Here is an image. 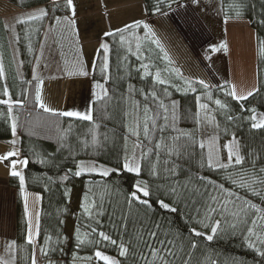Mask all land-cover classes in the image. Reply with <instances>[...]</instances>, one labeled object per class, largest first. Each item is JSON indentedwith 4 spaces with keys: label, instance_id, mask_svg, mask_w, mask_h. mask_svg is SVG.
Instances as JSON below:
<instances>
[{
    "label": "trees",
    "instance_id": "1",
    "mask_svg": "<svg viewBox=\"0 0 264 264\" xmlns=\"http://www.w3.org/2000/svg\"><path fill=\"white\" fill-rule=\"evenodd\" d=\"M20 10H27L38 6L47 9L49 15L42 20L34 21L23 25L19 33V42H17L20 57V73H17L11 65L9 56L7 64L3 59L5 67V76L0 78V99L3 86L7 84L13 99L21 98V93L25 89L28 90V99L23 108L14 106V114L18 116V128L16 136V145L21 158H27V166L22 167L21 172L25 176V191L35 192L39 194V222L40 232L36 238L37 264H48L52 260L54 264H73V253L80 259L76 264H103L94 257L96 246L85 244L77 247L75 240V229L81 227L82 233L86 231L83 226L89 221L83 213L81 204L86 193L89 195L90 201L95 199L99 201L100 194L104 193V215L99 217L101 221L98 230L105 231L110 234L113 239H117L118 243L123 240L126 244L131 243L130 253L126 257L119 256L117 246L107 244L100 246L106 255L121 261V264H144L140 258L141 254L147 256L149 249L145 244L137 239V233H143L144 241L149 244L157 245L155 240L149 238L147 233L155 229V225L159 224L158 238L164 239L167 234L169 239L175 241L177 248L183 247L186 251L189 249L190 243L195 240L198 248L194 252L193 264H264V257H260L254 249L247 246L243 239V225L237 229L230 228L227 224L222 223V230L214 236L212 241H207L204 237H195L191 230L195 228L205 234H211L210 227L205 228L200 221L204 220V200L206 196H202L195 191L182 190L179 199L171 197L168 194V188L175 181H179L181 185L189 183V189L200 188L203 185L196 180V177L205 176L217 183H224L226 188L232 185L224 180V173L221 171H212L206 166L201 167L202 150L198 144L201 140L207 141L210 135H217V146L221 149V159L226 161L227 152L223 149V145L232 139L233 134L236 136L241 146V154L248 156L249 159H255L257 167L264 166V130H254L250 127V121L247 119L251 112V108H255L256 112L264 113V60L259 55V41L264 40V0H219L220 13L225 19L227 15L229 19H245L253 28L256 38V70H257V87L258 90L248 100L237 102L231 97L226 96L219 86L229 85V83H219L212 85L209 90L203 89L198 84L197 92L190 90L176 91L175 88L168 85L161 86L156 84L155 90L162 92L163 87H169L171 93L170 99H165V103L170 104V100L178 102L176 114V127L191 132L194 135L196 145L190 147L180 157L173 156L172 162L178 164V175L170 176L164 172V168L170 167L171 164L165 165L164 161L169 158L162 151L161 163L157 166L160 172L159 176L149 175V164L147 161L143 164L141 177L150 184L152 195V208L146 209L144 206L133 205L131 210L125 203V197L130 193L133 184L137 179L134 174H129L122 169L121 162L125 155V141L123 137L127 135V126L133 123L135 113L134 105L139 103L141 111L144 105V92L153 90L154 81L152 77H144L141 79L142 71H136L141 61L135 56L127 52L128 43L121 44L119 34L115 37L104 36L101 43H108L110 46L109 53V72L110 79L105 82L100 73V66L103 61V52L100 50V44L94 59L91 72L92 79V98L90 110L93 115V122L98 125L95 132L101 146L93 148L91 146L92 134L89 131L93 127V122L81 121L77 118L58 117L50 113H44L34 104L35 88L38 81H32V66L35 61V51L39 45L41 30L45 23L56 24L55 17L69 15V9L66 7V0H57L59 7L54 6L51 0H6ZM193 0H142L145 10V18L155 17L177 4L191 3ZM171 4V7H169ZM159 6L160 11L156 12L155 7ZM237 11L240 15L237 16ZM63 22L58 25L59 38L57 41V53L59 57L63 54H71L70 60L75 63L80 59L78 49L71 27L67 25V29L63 27ZM62 28V30H61ZM61 30V31H60ZM1 35H4V27L0 20ZM132 31L138 32V36H144V29L130 30L125 33L126 40L131 42V47L135 51V37ZM5 38L4 42L6 43ZM72 45L69 50V46ZM31 47V51H29ZM5 49H7L5 45ZM142 50L144 51V63H150V71L153 73L158 68L162 71V77L167 78L171 84L183 86V80L177 78L174 73L164 72L163 69L173 67L169 61L163 59L164 53L150 40L142 42ZM127 56V60L124 57ZM37 60V59H36ZM60 61V60H59ZM22 62V63H21ZM154 65V67H152ZM44 75H49L48 73ZM65 77L75 76L68 73L63 74ZM32 81L31 84L25 83ZM99 82L109 92V97L102 102L96 101V94H102L101 89L95 87ZM129 85L135 89L129 93ZM212 92L213 100L211 101L212 114L215 115V123L219 124V128L214 129L205 134L200 135L199 125L195 123V113L197 112L196 97L199 93ZM215 99H220L222 103L228 105V109L219 110L214 104ZM243 105V107H241ZM131 113L132 115H126ZM224 113L233 115L235 120L229 121ZM11 120L7 116V106L0 105V140L10 141L13 139L11 133ZM57 125L59 127H57ZM69 125L72 126L70 132H66ZM169 129L165 133V137L176 135ZM107 136V140L104 137ZM187 138H182L180 143H184ZM87 140L89 147L85 148L84 141ZM170 143V141H168ZM145 147H151L147 141H143ZM134 139L127 141V150L130 155L133 151ZM138 156L140 155V149ZM249 154H254L249 155ZM206 155V149L204 151ZM11 159V158H10ZM149 159L155 162V155H150ZM80 161H89L100 165H106L109 168H120V171L110 174L108 177H101L98 174H83L75 177L72 173L77 170V164ZM247 166V165H246ZM68 175L67 180L61 177ZM7 184L15 190V249L14 255L4 258L12 260V264H31L32 245L27 243L26 239V219L23 209L22 199L20 195L19 178L9 175ZM91 189V191H89ZM211 191V189H209ZM242 196L247 195L254 203L260 204L257 197L251 196L250 193H240ZM162 199L170 205L177 207V212L172 213L164 210L156 202ZM196 203L193 204L192 201ZM76 202V203H75ZM261 206H264L262 204ZM200 208L199 215L195 209ZM122 216H127L126 230L121 227ZM219 218L213 216L212 220L204 221V223L212 224L214 220ZM230 219V218H229ZM67 224L71 227V233L68 234ZM93 226H96L93 224ZM51 237L49 241V255L45 257L40 252V247L44 245L46 237ZM52 249H57L52 251ZM59 249H63L60 251ZM183 255V254H181ZM93 257L91 261L86 257ZM14 257V260H13ZM186 258V257H185ZM175 264H181L180 260H176Z\"/></svg>",
    "mask_w": 264,
    "mask_h": 264
},
{
    "label": "snow or ice",
    "instance_id": "2",
    "mask_svg": "<svg viewBox=\"0 0 264 264\" xmlns=\"http://www.w3.org/2000/svg\"><path fill=\"white\" fill-rule=\"evenodd\" d=\"M54 6L59 7V4L56 3V0H53ZM195 2V0H194ZM159 4V0H158ZM66 7L72 11V17L75 16V6L73 0H66ZM171 7V4H169ZM161 9L159 6L155 7V11L159 12ZM49 15L47 9L41 8L38 11L28 15L24 19H20L18 23L27 24L32 21L42 20ZM237 16L240 15V12L237 11ZM69 16L55 17L56 24L59 25L62 22L69 25L74 26L76 21L74 18ZM229 17L226 15L224 22H228ZM264 23V20L261 21ZM144 29V36H138L132 31V35L135 36V51L131 47V42L126 40L125 33L130 32V30L136 29ZM119 34V40L121 44L128 43L129 47L127 48V52L131 55L135 56L138 61H141L139 68L136 69L138 73L142 71L141 79L144 77H152L154 81L153 90L150 92H144V90H140V93L144 95V105L141 111V106L139 103L134 105V113L135 117L133 119V123L127 126V135L123 137L125 141V155L123 156L121 166L122 169L129 173L134 174L137 178L135 183L133 184V190L127 194L125 197V203L128 206L129 210L136 206H144L146 209L152 208V201L150 197L152 195L150 184L147 180H144L141 177V173L143 171V164L145 161L149 164V175L159 176L160 172L158 171L157 166L161 163V152L163 151L168 160L164 161L165 165L171 164L170 167H165L164 172L168 173L170 176L178 175L177 169L179 167L178 164L172 162L171 158L173 156L180 157L185 152L188 151L190 147H194L196 145V141L193 133L185 131L183 129L177 128L175 125L177 123V106L178 102L175 100H170L169 103H165V99H170L171 93L169 92V87L175 88L176 91H184L187 93L189 90L193 93L197 92V87L194 84H198L205 90H209L212 85L206 83L204 80L192 81L185 79L183 74L181 73L179 68L171 67L163 69L164 72L174 73L175 76L181 80H183V86L178 84H171L167 78L162 77V71L160 69H156L153 73L150 71V63H144L145 59H148L144 56V51L142 50V42L150 40L152 44H155L160 48L161 52H164L163 48L160 46L159 40L152 39L155 36L153 29L150 25L142 20H136L131 24H126L122 28L115 29L114 31H109L105 33L106 36L115 37ZM17 42H19V36L16 37ZM220 49L227 50V44H221ZM218 48H213V51H219ZM100 50L103 52V61L100 66V73L104 78V81L107 82L110 79L109 72V53L110 46L108 43H101ZM29 51H31V47H29ZM259 55L262 60H264V40L259 41ZM127 60V56L124 57ZM163 59L169 61L168 54L164 52ZM22 63V62H21ZM37 67H39V58H37ZM154 67V65L152 66ZM81 75L88 76L90 73L85 67V63L83 59H79L77 64L75 65V69L72 72H69V75ZM5 76V67L2 61H0V78ZM32 81H38L35 88L34 95V104L36 107L41 109L44 113H50L54 116L58 117H69V118H77L81 121H89L93 122V115L91 110L86 113H81L78 111H62L57 112L56 110L48 107L44 100L42 99V91L41 85L43 84V80L36 74V70H33ZM32 81H26L25 83L31 84ZM169 87H163L162 92L158 93L155 90V85ZM95 87L97 89H101L102 94H96V101L102 102L106 98L109 97L108 90L104 87L103 84L97 82ZM222 88L226 96L231 97L233 100L237 102H242L248 100L249 97H252L255 92L258 90L248 91L246 94H238L235 88V85H224L219 86ZM135 91L132 85H129V93L131 94ZM2 95L4 98L0 99V105L7 106V116L11 120V133L12 136L15 137L18 128V116L14 114V106L23 108L25 106V102L28 99V90L25 89L21 93V98L13 99L10 94L9 87L7 84L3 86ZM206 98L208 101L213 100L212 92H206ZM214 104L218 106L219 110L228 109V105L226 103H222L220 99H215ZM196 105L198 111L195 113V123L197 125L203 126L207 125H215V128H219V124L215 123L216 117L212 114V110L209 107L208 103H202L201 97H196ZM243 107V105H241ZM203 110L204 115L201 116V111ZM248 111L251 112V115L247 118L250 121V127L254 130H264V113H257L255 108H251ZM226 115V119L229 121H233L236 119L233 115L224 113ZM126 115H132L131 113ZM57 127H59L57 125ZM96 125L93 122V127L89 130L92 134L91 138V146L93 148L101 146L100 141L97 139V135L95 132ZM72 126L69 125L66 132H70ZM171 129L172 132L177 133L176 135H171L169 137H165V133ZM132 138L134 139L133 151L131 154H128L127 150V141ZM182 138H187L184 143H180ZM107 140V136L104 137ZM143 141H147L148 145L151 147H145ZM170 141V143L168 142ZM218 136L213 134L210 135L207 141L201 140L198 144L199 148L202 150V163L201 167H207L212 171H221L224 173V180L229 182L232 187L226 188L224 183H217L214 180L209 179L205 176H197L196 180L199 181L203 185V190L200 188L189 189V180L188 183L181 185L179 181H175L168 188V194L171 197L179 199L182 195V190L187 191H195L202 196H206L204 200V204L202 207L204 208V220L200 221L204 224L205 228L210 227L211 234H205L204 232L198 231L195 228L191 230V233L195 237H204L207 241H212L214 236L218 234L219 231L222 230V223L227 224L232 229H237L240 225H243V239L247 243V246L251 249H254L255 252L260 256L264 257V166L257 167V163L255 159H249L248 156L241 154V146L236 136L233 134L232 139L228 141V143L223 145V149L227 152V159L223 161L221 159V149L217 146ZM12 144L16 143V140L13 139L11 141ZM85 148L89 147V143L87 140L84 141ZM135 149H140V155L137 156ZM206 149V155H204V151ZM150 155H155V162L149 159ZM253 155L254 154H249ZM12 157H17V159H11ZM19 151L14 150L8 152L5 156L0 157V161H9L11 166V175L13 177L19 178L20 191L23 195L25 192V176L21 171L17 169L18 164H22L27 166L28 160L27 158L18 159ZM247 165V166H246ZM120 171V168H108L104 165H97L96 163L86 164L84 161H80L77 164V170L72 173L71 169L69 172L75 177H80L83 174H98L101 177H108L110 174ZM63 180L68 179V175L61 177ZM211 189V191H209ZM91 191V189L89 190ZM243 192L245 194L250 193L251 196L257 197L260 200V204L254 203L252 199H249L247 195H241ZM160 207L169 212L175 213L177 212V207L170 205L162 199H158L156 201ZM193 204L196 203L195 200L192 201ZM81 208L83 209L84 215L87 217L89 221L92 223L85 224L83 227L87 229L82 233L81 227H77L75 229V240L77 242V247H82L85 244H91L96 246L94 257L98 261H102L103 264H121V261L115 259L109 255H106L102 250H100V246H106L107 244H111L117 246L119 249V256L126 257L130 253V248L133 246L131 243L126 244L123 240L119 243L117 239H113L112 236L105 231L98 230L101 221L99 220L100 216L104 215V193L100 194L99 201L92 199L90 201L88 193H86L83 197V202L81 204ZM196 213L199 215L200 208L195 209ZM25 214L28 215L27 208V198L25 197ZM213 216H218L219 218L214 220V223L208 224L204 223V221L212 220ZM230 218V219H229ZM127 216H122V224L121 227L126 230L127 228ZM95 224L96 226H93ZM160 228L159 224L155 225L156 230L149 231L147 235L150 239L155 240L157 245L149 244L147 241H144L143 233H137V239L145 244V246L149 249L148 255L145 256L141 254V259L144 264H175L176 260H180L181 264H193V256L195 250L198 248V244L193 240L189 249L186 251L183 247L177 248V245L174 240L169 239L167 234H165L164 239L158 238V230ZM40 232V222H39V214H37L36 224H35V233L33 232L32 223L29 221L28 231H27V243L32 245V256H31V264H37L36 260V238L39 236ZM52 238L46 237L44 245L40 247V252L47 257L49 255L48 244ZM10 249H15V242L9 245ZM57 249H52L55 251ZM63 251V249H59ZM183 254V255H181ZM186 257V258H185ZM80 258L73 253V264H76V261ZM88 261H91L93 257L89 256L85 258ZM14 260V257H13ZM0 264H12V260L0 258ZM48 264H54L52 260L48 261ZM211 264H216V261H211Z\"/></svg>",
    "mask_w": 264,
    "mask_h": 264
},
{
    "label": "crops",
    "instance_id": "3",
    "mask_svg": "<svg viewBox=\"0 0 264 264\" xmlns=\"http://www.w3.org/2000/svg\"><path fill=\"white\" fill-rule=\"evenodd\" d=\"M51 2H53V0H51ZM73 3L75 6V16L72 17L71 10H69L68 16L74 18L76 23L74 26L70 27L80 59H83L86 69L88 71L91 70L89 73L92 72L94 59L101 39L106 36L105 33L120 28V24H131L136 21L134 18H137V16H139L137 20L145 21L150 26L156 25V21L162 19L166 21L168 26L166 24L165 26L171 28L177 34L186 51L194 58H196L195 50L201 45L202 41L201 35L199 34L203 32L206 37H209L201 20L193 10V7L187 2L177 4L155 17L148 18V20L145 18L142 0H73ZM128 4H134L135 6L131 7ZM41 8L44 7L38 6L27 10H20L8 1L0 0V20L4 27V35L0 34V61L3 62L4 59V61L9 64L7 60L9 56L11 65L17 73H20L21 69L16 37L19 36L20 29L23 28L24 25L18 23V21ZM105 8H107L108 13L102 14V10ZM116 13H119V15L115 16ZM119 18L125 20L130 19L131 21H127V23H123L124 20L117 22ZM181 21L197 29V34L199 35L198 41H195L197 36L192 34L189 36V27L187 31L181 28ZM33 22L34 21L29 23ZM63 25V27L67 29V24L63 23ZM182 30H184V32H182ZM5 38L7 39L6 43L4 42ZM58 38V25L54 23H45L41 30L40 41L35 51V61L33 62L31 71L33 72L35 69L36 74L43 80V84L41 85L42 99L48 107L57 112L78 111L86 113L90 110L92 98L91 74H89V78L88 76L81 75L69 77L63 75L74 71L77 63L70 60L71 54L65 53L59 57L56 51ZM152 39L155 38L153 37ZM190 39L194 40L189 41ZM5 45L7 49H5ZM71 47L72 45L69 46V50ZM84 56H86V61ZM37 58H39V67H37ZM46 73L49 75H44ZM84 77H87V79H84ZM183 77L192 80V78L185 75H183ZM56 92L60 95L57 100L55 98ZM13 139L15 138L13 137ZM13 139L10 141L0 140V157L5 156L10 151L18 150L16 143H11ZM11 159H17V157H12ZM18 159L23 158L19 155ZM10 160L0 161V214L2 215L5 212V214H11L12 216V223H8L9 228L5 227L9 232L11 231V233H3L6 232L4 231V227L2 228L3 232L0 230V258L3 259L14 255V250L9 248V245L15 240V220L13 221V217L15 218V190L7 184V177L11 175ZM22 167V164L17 165L19 171H21ZM26 193L27 191L22 195L20 191L24 211V196ZM1 215L0 218H2ZM25 219L27 231L28 223L26 214Z\"/></svg>",
    "mask_w": 264,
    "mask_h": 264
},
{
    "label": "rangeland",
    "instance_id": "4",
    "mask_svg": "<svg viewBox=\"0 0 264 264\" xmlns=\"http://www.w3.org/2000/svg\"><path fill=\"white\" fill-rule=\"evenodd\" d=\"M190 4L209 35V37H206L203 32L199 34L201 35L202 41L200 40L201 45L197 47V50H195L196 58L191 56L186 51L177 34L171 28H167L165 26V24L168 26L166 21L162 19L156 21V25L150 26L155 33L154 38L159 40L160 46L168 54L171 64L174 67L179 68L183 75L192 78L193 81L202 79L210 85L229 83V85H235L238 94H246L248 91L255 90L257 87L256 38L255 32L249 25V22L245 19H228V22L225 23V19L222 18L220 13L219 0H195V2L193 0ZM128 5L131 7L135 6L134 4ZM107 13V8L102 10V14ZM117 15H119V13L115 14V16ZM134 19H139V16ZM122 20H124L123 23L131 21L130 19L125 20L123 18H119L117 22ZM181 24L182 27H180L184 30L186 29V31L189 27V36L191 34L195 35L197 36L195 41L199 40V35L197 34L198 31L196 28H194L192 25L188 26L187 23H182V21ZM120 25L121 26L119 27L122 28L125 24ZM184 30H182V32H184ZM135 34L137 35L138 32L135 31ZM193 40L190 39L189 41ZM225 43L227 44L226 51L224 49H220V45ZM213 48H218L220 50L213 51ZM84 57L86 61V56ZM90 71L91 70H89V72ZM84 79H87V77H84ZM59 96V93L56 92V100L59 98ZM197 96L201 97L202 103H208L210 109L212 110L213 104L211 101L207 100L205 93H199ZM200 111L201 116L203 117L204 112L203 110ZM213 129L214 124H205L203 126L199 125L200 135H205L211 132ZM137 153L138 150L136 151V154ZM84 162L86 164L91 163L89 161ZM104 166L108 167L106 165ZM25 197L27 198L28 208L27 223L29 224V221H31L33 232L35 233L36 215L39 211V194L27 191L26 195L24 196V201ZM1 217L0 230L3 232L2 228L4 227V231L6 232L3 233L7 234L9 231L5 227L9 228V224L12 223V216L11 214L8 215L4 212ZM14 220L15 218L13 217V221ZM67 229L68 234L71 233V227L68 224ZM9 233H11V231Z\"/></svg>",
    "mask_w": 264,
    "mask_h": 264
}]
</instances>
